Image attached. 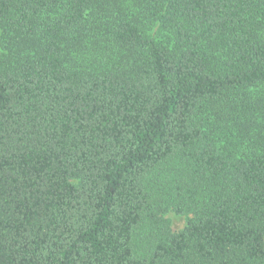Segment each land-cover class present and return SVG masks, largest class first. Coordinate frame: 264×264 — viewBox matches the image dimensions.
Here are the masks:
<instances>
[{"label":"trees","instance_id":"obj_1","mask_svg":"<svg viewBox=\"0 0 264 264\" xmlns=\"http://www.w3.org/2000/svg\"><path fill=\"white\" fill-rule=\"evenodd\" d=\"M0 264H264V0H0Z\"/></svg>","mask_w":264,"mask_h":264},{"label":"rangeland","instance_id":"obj_2","mask_svg":"<svg viewBox=\"0 0 264 264\" xmlns=\"http://www.w3.org/2000/svg\"><path fill=\"white\" fill-rule=\"evenodd\" d=\"M189 217L191 216L177 214L173 209H169L162 214V218L167 222L171 232H178L182 230L185 227L186 221Z\"/></svg>","mask_w":264,"mask_h":264}]
</instances>
